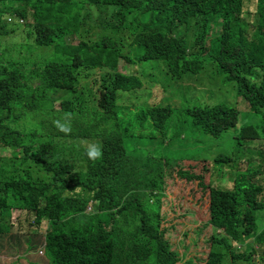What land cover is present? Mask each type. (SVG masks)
<instances>
[{
    "label": "trees",
    "instance_id": "trees-1",
    "mask_svg": "<svg viewBox=\"0 0 264 264\" xmlns=\"http://www.w3.org/2000/svg\"><path fill=\"white\" fill-rule=\"evenodd\" d=\"M11 15L21 21L9 23ZM73 33L78 45L66 40ZM120 59L130 73L118 71ZM157 61L175 81L200 74L208 61L261 115L234 136L236 156L175 161L125 148L128 139L150 142L155 134L168 154L187 131L217 139L237 126L235 108L184 107L183 133H169L175 108L163 101H178L177 86L157 82ZM256 140L264 142V0H0V149L7 152L0 155V234L16 225L8 221L12 209L31 216L20 225L34 233L29 243L46 221L43 242L32 245L46 243L47 264H177L162 214L172 172L208 217L202 264H251L254 255L264 264L263 166L248 159L238 170V154ZM96 146L100 159L90 157ZM224 171L235 173L232 187L210 186ZM173 188L175 201L166 204H176L181 188ZM249 240L256 249L240 252Z\"/></svg>",
    "mask_w": 264,
    "mask_h": 264
},
{
    "label": "rangeland",
    "instance_id": "rangeland-1",
    "mask_svg": "<svg viewBox=\"0 0 264 264\" xmlns=\"http://www.w3.org/2000/svg\"><path fill=\"white\" fill-rule=\"evenodd\" d=\"M59 2V1H57ZM21 4H24L22 1ZM254 11V10H252ZM7 17V16H6ZM12 19V17H10ZM254 16H250V25L248 26V35L252 36L254 34ZM18 22L17 18L13 19V23ZM181 31V29H180ZM219 29L216 30L218 32ZM20 32V31H18ZM77 33H73L66 37L68 43L72 45H78L80 43ZM22 33L16 34L18 39H21ZM93 34H91L92 36ZM191 36V33L189 34ZM90 37H86L89 39ZM190 39V38H189ZM88 43H91L85 40ZM52 49V48H51ZM49 48H45L46 53L52 56V51ZM128 49V48H127ZM135 52H129V55L133 56ZM128 62L125 59H120L117 63V69L122 73L128 72ZM133 69V68H132ZM131 69V70H132ZM162 70L161 62L157 61V82H161L173 89L177 86L175 93L177 94V102L172 99L168 103L164 100L165 104H173L175 108V113L168 125L173 126V129L169 133L177 131L179 134L183 133L181 130L183 126L188 124V116L181 113L184 107L194 108L197 106H214V105H226L231 108H235L239 113L237 126L230 129L228 132L224 133L220 138H212L207 135H203L198 130L187 131L185 133L186 141L182 143L175 142L174 149L165 154V147L161 150V143L158 137L154 134V140L148 142L143 139V141L135 142L132 139H128L125 142V148L130 150L134 149L132 153L138 149L144 148L147 152L154 155L161 154L163 157L170 158L175 161H182V159H197V160H212L218 155H229L235 154V144L236 141L233 139L239 132V129L247 126H256L259 124L261 115L250 111L249 105L241 97L237 96L236 90L230 82L225 81L224 77L218 73L215 67H213L208 61L204 64V69L198 75H187L181 80L175 81L169 76L164 75ZM94 71L99 72L97 69ZM99 75V74H98ZM197 80H196V79ZM193 81L191 85H186L188 80ZM165 96L167 93H163ZM175 103V104H174ZM148 130V129H146ZM149 131V130H148ZM181 132V133H180ZM245 147L242 148L239 156L238 170L244 172L247 168V160L250 159L255 165L263 166L262 171H264V142L260 140L256 141H246ZM183 145L179 148L178 145ZM165 145V144H162ZM234 152V153H233ZM0 155H7V152L0 149ZM184 169H190V165L184 163L182 165ZM204 171V170H202ZM233 175H228L226 171L223 172L221 179L217 178L212 181L210 186L214 188L226 189L232 187V180L235 177L233 171H229ZM261 175V174H260ZM259 175V176H260ZM231 176V177H230ZM230 177L227 181V178ZM262 183L264 184V180ZM166 182V199L163 198V217L166 222V227L168 230L165 234L166 238L169 240L171 250L178 254L179 262L177 264H186V261H190L193 264H202V260L205 256L202 244L206 245L211 234V227L206 224L208 217L203 215V211L188 202L182 192L185 191L189 193L191 197H196L193 189L185 185L184 182H179L176 180L175 172H172V176L165 177ZM177 186H175V183ZM167 183L168 186H167ZM174 187H180V193L177 196L176 204L170 205L166 204V200L170 202L173 199L175 201ZM264 199V192L262 195ZM92 203L89 204L90 207ZM90 208H88L89 210ZM183 212H186L183 214ZM6 215V214H5ZM8 216V215H7ZM7 216H3V222L7 220ZM1 219V218H0ZM31 216L26 212L18 211L12 209L10 212V218L8 221L10 223L16 224L7 233L0 234V264H47L45 258L39 254L38 249L32 242H37L38 239L42 240L41 235L45 233L47 225L46 221H43L39 226V234L29 239L31 243L26 241V238L31 237L32 233L24 232L21 229V223L24 222L27 226V220L29 221ZM0 220V227H1ZM6 224V223H5ZM138 224H134L135 228ZM132 228V227H131ZM264 228V212H260L257 216V229L261 230ZM21 229V231H19ZM34 234V233H33ZM42 242H40L42 244ZM252 248L256 249V245L252 243L251 240L245 242L239 246L240 252L251 251ZM28 250V251H26ZM37 252V253H36ZM256 255H254L251 264H259ZM48 259V258H47Z\"/></svg>",
    "mask_w": 264,
    "mask_h": 264
},
{
    "label": "clouds",
    "instance_id": "clouds-1",
    "mask_svg": "<svg viewBox=\"0 0 264 264\" xmlns=\"http://www.w3.org/2000/svg\"><path fill=\"white\" fill-rule=\"evenodd\" d=\"M10 17H12V19H10ZM7 18H8V22L10 23V22H13V19L16 17H14V15H11V16H7ZM17 19H18V21H21V19H19V18H17ZM179 80H181V79H179ZM57 126L59 127V130L64 131L65 133H68L71 131L70 125L59 124V122H57ZM102 155H103V153H102V150L99 148V146H96L94 148V150L92 152H90V157L93 159H100L102 157ZM45 245H46L45 242L41 244L40 250L38 251L40 255H45Z\"/></svg>",
    "mask_w": 264,
    "mask_h": 264
},
{
    "label": "crops",
    "instance_id": "crops-1",
    "mask_svg": "<svg viewBox=\"0 0 264 264\" xmlns=\"http://www.w3.org/2000/svg\"><path fill=\"white\" fill-rule=\"evenodd\" d=\"M40 250V247H39V249H38V251ZM37 253V252H36ZM43 256V258H45V255H42ZM46 259V258H45ZM46 261H47V259H46ZM48 262V261H47Z\"/></svg>",
    "mask_w": 264,
    "mask_h": 264
}]
</instances>
